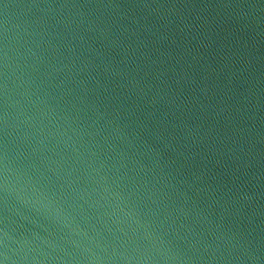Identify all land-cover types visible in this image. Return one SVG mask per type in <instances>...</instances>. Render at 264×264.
Listing matches in <instances>:
<instances>
[{"label": "water", "instance_id": "obj_1", "mask_svg": "<svg viewBox=\"0 0 264 264\" xmlns=\"http://www.w3.org/2000/svg\"><path fill=\"white\" fill-rule=\"evenodd\" d=\"M0 264H264V0H0Z\"/></svg>", "mask_w": 264, "mask_h": 264}]
</instances>
